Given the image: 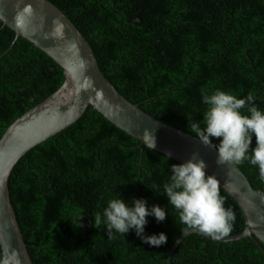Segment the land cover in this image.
Wrapping results in <instances>:
<instances>
[{
  "label": "trees",
  "instance_id": "trees-1",
  "mask_svg": "<svg viewBox=\"0 0 264 264\" xmlns=\"http://www.w3.org/2000/svg\"><path fill=\"white\" fill-rule=\"evenodd\" d=\"M47 1L83 36L115 91L157 121L195 137L189 125L203 127L206 110L201 90L251 93L264 112V0ZM13 38L0 23V136L62 82L61 71L24 39L8 53ZM174 164L88 110L29 152L12 177L9 201L28 257L33 264H168L165 255L185 227L163 190ZM235 166L264 196L258 167L248 160ZM220 195L236 216L229 235L237 234L241 214ZM116 197L162 208L165 220L146 217L142 235L164 233L167 242L153 247L134 229L108 236L103 224L96 227L95 215L103 220ZM169 264H264V257L249 239L217 243L192 235Z\"/></svg>",
  "mask_w": 264,
  "mask_h": 264
},
{
  "label": "water",
  "instance_id": "water-1",
  "mask_svg": "<svg viewBox=\"0 0 264 264\" xmlns=\"http://www.w3.org/2000/svg\"><path fill=\"white\" fill-rule=\"evenodd\" d=\"M0 23L14 34L15 43L8 53L24 39L47 56L62 75L55 91L13 120L0 136V264H33L9 201L13 175L29 152L76 123L90 109L140 147H146L142 136L149 131L155 147L146 148L176 163L199 153L207 164L206 174L216 176L220 190L237 206L243 221L239 233L216 240L198 231H184L165 255L168 264L170 254L192 235L217 243L249 239L264 257V196L250 187L234 164L218 165L215 149L157 121L120 96L99 71L83 36L47 0H0Z\"/></svg>",
  "mask_w": 264,
  "mask_h": 264
},
{
  "label": "clouds",
  "instance_id": "clouds-1",
  "mask_svg": "<svg viewBox=\"0 0 264 264\" xmlns=\"http://www.w3.org/2000/svg\"><path fill=\"white\" fill-rule=\"evenodd\" d=\"M201 96L206 106L203 127L201 122L189 125L196 139L207 148L216 150L218 165H239L248 160L258 167L260 178L264 181V112L253 102V95L249 93L245 98H238L217 89L211 94L201 90ZM242 110H246L247 114ZM253 136L255 147L250 151ZM213 138H219V143L213 144ZM142 140L146 147H155V138L149 131H144ZM206 168L207 164L199 153H193L187 161L171 166L170 181L163 185V190L168 204L177 210L185 232L194 230L219 240L231 233L236 216L232 209H225L224 198L220 195V181L215 175H207ZM148 216L162 222L166 213L155 205L149 210L143 199L134 200L132 206H128L116 197L109 200L104 208L103 220L99 213L95 215L94 224L96 227L103 224L108 236L113 231L123 235L134 229L144 243L160 247L167 242L164 233L142 235Z\"/></svg>",
  "mask_w": 264,
  "mask_h": 264
}]
</instances>
